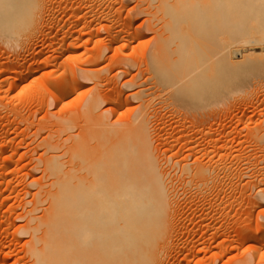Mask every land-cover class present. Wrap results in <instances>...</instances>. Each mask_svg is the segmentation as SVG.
I'll use <instances>...</instances> for the list:
<instances>
[{
	"label": "bare ground",
	"instance_id": "bare-ground-1",
	"mask_svg": "<svg viewBox=\"0 0 264 264\" xmlns=\"http://www.w3.org/2000/svg\"><path fill=\"white\" fill-rule=\"evenodd\" d=\"M119 3L124 5L119 0H0V57L7 54L11 58L0 82V94L6 98H0V111L5 100L12 106L30 94L23 85L7 98L14 84H22L33 72L29 69L25 74L26 62L35 56L30 54L31 45L54 8L79 17L78 23L86 21L90 40L101 38L104 31L110 36L107 44L95 41L97 51L86 61L73 43L61 45L60 49L70 55L62 78L50 93L56 106L77 94L85 85L83 80H95L96 87L111 82L103 76V68L97 67L109 50H114L115 79L128 77L135 68L145 73L139 88L125 99L115 84L113 90L119 94L115 107L103 111L104 98L98 91L85 99L76 113L60 117L59 129L70 132L66 139L69 144L61 153V147L47 139L48 155L40 158V164L50 185L46 190L39 187L28 212L26 232L22 233L30 235L26 254L32 264H215L207 254L223 248L219 234L200 236L205 217L199 212L192 215V208L204 188L215 184L221 172L234 164L225 162V157L218 161L211 157L206 163L196 158L189 164V157L196 152H206L207 157L211 146L196 151L187 144L180 174L171 177L173 168L165 165L168 150L161 155L162 147L174 134H185L186 127L179 123L169 126L165 111L183 107L193 111L192 116L211 114V110L203 112L234 93L228 88L232 79L251 88L255 78L264 77V65L259 63L264 55V0H137L127 15L147 16L153 32L149 41L143 30L131 26L133 20L119 30L109 23ZM89 15L92 21L87 20ZM94 22L99 25L96 33L91 31ZM70 34L79 39L86 35L83 30H71ZM135 42L140 44L139 53L132 47ZM52 65V57H48L37 68ZM19 76L13 82V77ZM9 81L12 83L6 90ZM133 82L127 81L125 86L133 88ZM156 96L159 107L153 105ZM128 98L137 100V106L129 107L128 115H119L125 104L130 105ZM257 112L263 115L264 105ZM12 113L24 119L14 107ZM115 113L117 119L111 120ZM241 114L236 119L238 124L243 123L248 109ZM203 127L212 125L205 121ZM75 129L78 132L73 133ZM255 132L257 142L264 145V122ZM157 133L167 137L156 139ZM11 142L1 143L0 152L7 153L5 146ZM221 146L215 143L210 151L214 157ZM7 183L14 191L13 181ZM197 208L201 212L203 204ZM190 230L199 237H187L185 232ZM231 248L226 245L225 252Z\"/></svg>",
	"mask_w": 264,
	"mask_h": 264
},
{
	"label": "rangeland",
	"instance_id": "rangeland-1",
	"mask_svg": "<svg viewBox=\"0 0 264 264\" xmlns=\"http://www.w3.org/2000/svg\"><path fill=\"white\" fill-rule=\"evenodd\" d=\"M119 2L126 7L119 3L109 23L115 25V30H119L122 24L133 20L134 23L131 26L143 30L147 35L146 40L149 41L153 37V32L148 28L147 16L140 13L127 15L129 9L137 6V0H119ZM91 17L92 15H89L87 20L92 21ZM78 21L79 17L73 18L58 8L49 11L45 25L40 28L38 39L31 45L30 54L33 53L35 56L25 64L27 69L25 74L29 69H33V72L22 84H14L13 93L7 98L15 95L17 88L23 85L28 86L27 90L30 94L25 99L15 100L12 106L8 104V100H5L3 111H0V144H5L12 139V142L5 146L7 153L0 152V264H32V260L26 254V243L30 235L22 233L26 232L28 212L33 206L34 196L39 187L44 186L46 190L50 185V178L43 172V165L40 164V158L48 155L45 151L47 139L51 138L54 143H57L61 147L59 151L61 153L69 144L66 139L70 132L59 129L60 117L76 113L81 103L92 97L93 92L98 91L103 94V111L109 107H115L119 97L118 92L113 90L116 83L123 90L125 99L127 95L139 88L138 83L145 78V73L135 68L128 77L115 79V71L112 70L115 62L112 49L105 53L102 63L97 66L103 68V76L111 82L106 81L96 87L95 80H83L85 85L77 94L56 106L54 104L56 101L53 102V99H50V93L55 90L57 82L62 78L61 72L68 66L66 60L70 55L69 52L60 49L61 45L73 43L79 48L81 59L86 61L85 58L97 51L96 40L104 44L109 43L110 40L106 31L102 32L101 38L95 36L94 40H90V29L84 27L86 21L82 20L79 23ZM98 26L97 23L94 24L91 31L96 33ZM49 27L53 29L48 32L46 28ZM71 30H83L86 35L82 39L75 38L71 36ZM132 47L139 53L138 42L133 43ZM129 52L130 49L126 53ZM48 57H52L53 65L47 69H38L37 67L41 66ZM260 58L259 63L264 65V55ZM10 63V55L0 57V82L4 80V70L9 69ZM13 78L15 82V79L19 80L20 76ZM132 80H134L133 88H127L125 83ZM240 82L244 81L232 79L228 84L231 86L228 88L234 90L230 98L203 112L211 110V114L192 116L193 111L183 107L165 111L169 126L179 123L186 127L185 134H174L170 138L171 142L162 147L161 155L168 150L166 153H168L169 161L165 165L173 168L171 177H177L180 174L181 166L185 163L184 147L187 144L193 146L196 151L202 147L211 146L207 157H204L206 152H196L189 157V164H194L196 158L206 163L211 157L216 161L225 157V162L234 164L228 165L226 171L221 172L220 179L215 184L212 183L210 187L204 188L203 197L195 201L192 208V215L199 212L205 217L200 236L208 238L215 232L219 234L218 242H222L223 248L214 249L207 254L211 261H215V264H264V145H260L255 139V127L264 122V112L263 115L257 112L264 105V77L255 78L251 88H244ZM11 83L9 81L4 89L7 90ZM109 97H112L111 101L107 100ZM0 98L6 99L1 94ZM73 98H75L74 101H72ZM128 100L130 105L125 104L117 112L119 115L123 113L128 115L129 107L137 106V100L134 98H128ZM52 102L54 105L50 106ZM158 104L159 97L156 96L153 105L159 107ZM186 105L192 107L189 103ZM12 107L16 108L24 119L16 118L12 113ZM244 108L248 109V114L243 123L238 124L236 119L242 116L241 111ZM117 113L111 116V120L117 119ZM205 121H209L212 127L205 129L203 127ZM75 132L78 130L75 129L73 133ZM160 136L167 137L165 133H157L155 138L160 139ZM215 143L222 145L216 149L217 157L210 152ZM16 149H18L17 152H15ZM12 153L15 154L13 158H10ZM178 162H181L179 166L176 164ZM4 165H6L5 168ZM7 180L13 181L14 191L7 188ZM248 181L251 183L247 184ZM176 185L179 184L176 183ZM202 204L203 208L200 212L197 206ZM41 213L40 211L37 214ZM19 216L25 218L18 219ZM185 234L191 238L199 237L192 230L186 231ZM251 236L256 239L249 240ZM187 237H183L184 241ZM226 245L233 247L230 252H225Z\"/></svg>",
	"mask_w": 264,
	"mask_h": 264
}]
</instances>
